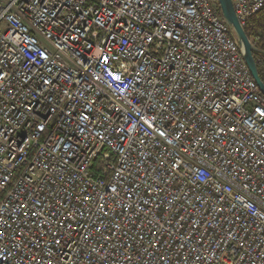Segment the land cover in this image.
<instances>
[{
    "label": "built area",
    "instance_id": "2783aa9c",
    "mask_svg": "<svg viewBox=\"0 0 264 264\" xmlns=\"http://www.w3.org/2000/svg\"><path fill=\"white\" fill-rule=\"evenodd\" d=\"M0 264H264V92L218 0H0Z\"/></svg>",
    "mask_w": 264,
    "mask_h": 264
},
{
    "label": "water",
    "instance_id": "95a60500",
    "mask_svg": "<svg viewBox=\"0 0 264 264\" xmlns=\"http://www.w3.org/2000/svg\"><path fill=\"white\" fill-rule=\"evenodd\" d=\"M218 3L225 22L230 26L232 32L242 46L243 56L252 73V76L254 77L261 91L264 92V81L260 76L254 57L255 46L251 38L247 35L245 27H243L240 23L232 0H218Z\"/></svg>",
    "mask_w": 264,
    "mask_h": 264
},
{
    "label": "trees",
    "instance_id": "16d2710c",
    "mask_svg": "<svg viewBox=\"0 0 264 264\" xmlns=\"http://www.w3.org/2000/svg\"><path fill=\"white\" fill-rule=\"evenodd\" d=\"M245 30L255 46L254 57L264 81V7L248 20Z\"/></svg>",
    "mask_w": 264,
    "mask_h": 264
}]
</instances>
